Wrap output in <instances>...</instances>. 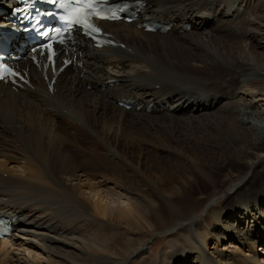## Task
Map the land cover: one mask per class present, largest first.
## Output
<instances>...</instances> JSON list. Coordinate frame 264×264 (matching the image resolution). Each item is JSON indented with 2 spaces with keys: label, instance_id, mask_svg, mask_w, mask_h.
Wrapping results in <instances>:
<instances>
[{
  "label": "bare ground",
  "instance_id": "bare-ground-1",
  "mask_svg": "<svg viewBox=\"0 0 264 264\" xmlns=\"http://www.w3.org/2000/svg\"><path fill=\"white\" fill-rule=\"evenodd\" d=\"M139 1V23H103V48L87 52L77 35L83 68L53 91L54 74L29 59L17 65L30 85L0 83V213L19 222L0 241V264H264V189L245 192L264 181V133L238 121L254 111L264 130V0ZM146 21L170 30L147 33ZM194 114L199 132L221 125L216 145L231 160L207 137L203 163L170 131L144 127L164 132ZM146 146L162 153L156 169L131 155ZM113 196L127 207H111ZM158 238L167 246L156 255Z\"/></svg>",
  "mask_w": 264,
  "mask_h": 264
},
{
  "label": "rangeland",
  "instance_id": "rangeland-1",
  "mask_svg": "<svg viewBox=\"0 0 264 264\" xmlns=\"http://www.w3.org/2000/svg\"><path fill=\"white\" fill-rule=\"evenodd\" d=\"M210 21H212V19H210ZM260 34V33H259ZM259 34L257 35L258 36V38H259ZM252 73H255V71H252ZM88 89H90V87H88ZM63 92H65V91H63ZM191 96V94H189L188 93V96ZM70 99H71V97H69ZM78 98V99H77ZM72 99H74L73 97H72ZM86 100H90L91 102L92 101H94V98H90V99H86ZM74 101H76L75 103H78V102H80V100H79V97H76L75 98V100ZM219 106H221V105H219ZM224 106V105H223ZM109 112V113H108ZM107 112V114H108V117H109V115H110V117L112 116V117H114L116 114H115V112L114 111H112V110H109ZM113 113V114H112ZM238 113H239V118H238V121H239V123L243 126V127H246V128H251L252 130H253V132L255 131V134H257V135H260L259 133L260 132H263L264 133V130H261V119L260 118H258L259 116L257 115V113L256 112H254V111H249L248 112V114H246L245 113V111H242V110H239L238 111ZM195 116H197V117H201L202 116V114H194V115H187V116H185V118L184 117H181V118H179V119H176V120H179L180 121V123L181 124H183V125H178V126H176L175 128H174V126H171L170 127V129H168V130H166L165 129V131L164 132H162V130H163V128H164V126L163 127H161V126H159L158 124L156 125V127H154L153 129L152 128H150V126L148 125V126H144V127H148L147 129H151V131H152V133H154L155 135H158V134H161V135H163L164 133H166V132H168V131H170V136H171V145H173L175 148H177V149H179V151L181 150L180 148H184V149H186V147L187 148H189L190 150V153H198L197 155L199 156L200 155V160H201V162H203V163H208V162H210V161H212V160H210V157H211V155H209L208 154V151L207 150H209L210 149V147L208 148V149H204V143H206L205 141V137H207V140H214L212 143H211V145H212V150L213 151H217V152H219L220 153V155H222V157H224V158H227V160H231V155H230V150H229V153H225L224 151H225V149H223V146H221V147H217V145H221V142H222V140H218L219 139V133H220V131L222 130L221 129V125L220 124H216V127H214L215 125H213L212 127H213V129H209V130H204V132H199L196 128H192V126H194L195 124H190V123H188L187 121L188 120H190L191 118H193V117H195ZM131 119V120H130ZM132 119H134L133 117L132 118H130L129 117V119L127 118V122H125V124L126 125H128L129 123V126H131V125H133V123H132ZM137 120V119H136ZM129 121V122H128ZM142 122H147V121H145L144 119L143 120H141ZM140 121V122H141ZM183 121H185V122H183ZM154 122H156V120H154ZM161 122H165L164 120L163 121H161ZM215 122V121H214ZM163 124V123H162ZM185 124V125H184ZM171 125V124H170ZM135 126H136V124H135ZM135 126L133 127V128H135ZM132 127V126H131ZM137 127H140V128H142L143 126L142 125H137L136 126V129H137ZM142 128V129H146V128ZM153 127V126H152ZM218 129V130H217ZM256 129V130H255ZM162 132V133H161ZM262 133V134H263ZM210 134V135H209ZM173 136V137H172ZM204 136V137H203ZM262 136V135H261ZM203 137V138H202ZM262 138H263V136H262ZM173 140V141H172ZM204 141V142H203ZM262 142V141H261ZM182 143H183V145H182ZM185 143V144H184ZM258 143V142H257ZM201 144H202V146H201ZM217 144V145H216ZM230 144V143H229ZM201 147H200V146ZM217 147H215V146ZM181 146V147H180ZM185 146V147H184ZM229 146V145H228ZM232 147V146H231ZM220 148H222V149H220ZM146 149H148L146 152H145V154H147V155H142L140 152H138V149H136V151L134 152V153H132L131 155H132V157L133 158H135V159H142V160H147V161H149L148 162V164H149V167H153L154 169H156V168H158V165L160 164L159 162H161L160 161V157H161V155H162V153H160V150H157V151H153L152 149H151V147H147L146 146ZM183 149V150H184ZM235 149V148H234ZM207 152H206V151ZM178 150H177V153L178 154H176V155H178L177 157L178 158H180L179 160H182L181 162H179V163H181V165H180V168H179V170H184V171H187V167L185 168V165H186V162L187 161H185L186 159H183L181 156H180V152H179ZM167 153H169V151L167 152ZM224 153V154H223ZM235 153L236 154H238V151H236L235 150ZM161 154V155H160ZM135 155V156H134ZM140 155H142V156H140ZM165 155H167L168 156V154H165ZM167 156H165V158H167ZM204 156V157H203ZM205 160V161H204ZM164 161V160H163ZM174 161H177V160H174ZM174 164V162H172V163H168V165H167V167H168V169H172L173 168V166L175 165V164H178V163H176L175 162V164ZM185 164V165H184ZM184 165V166H183ZM183 167V168H182ZM184 171H182V172H184ZM240 172H242V170L240 171ZM228 175V173L227 172H225L224 174H223V177H225V176H227ZM231 179H232V177H229L228 179H226V180H230L231 181ZM260 183H261V185H260ZM258 185H255V186H253V187H250V188H247L246 190L247 191H245V192H253V191H255V190H258V189H264V181L263 182H258L257 183ZM114 197V196H113ZM111 197H109V199H110ZM112 199H114V200H112ZM112 199H110V200H108L110 203H111V207H113V208H116V207H121V208H123V207H127L126 205H128V201H126L125 199H117V197H114V198H112ZM116 199V200H115ZM156 199H158V197H156ZM113 203V204H112ZM227 206H230V205H227ZM261 212L262 213H264V204H263V206H261ZM230 242H231V240H229V239H226V241L224 240L223 242H221V244L218 246V245H216L215 244V242L214 243H211L210 245H209V247L210 248H212V247H215V248H219V250H222V249H224L225 247H227V246H229L230 245ZM166 243V241L164 240V239H160V238H158V239H156V241H155V243L153 244V253L154 254H156V255H158L162 250H163V248L165 247V246H167V244H165ZM262 245V244H261ZM261 245H256V248L258 247V249L259 248H261ZM230 249H235L233 246H231V248ZM211 251H212V249H211ZM158 253V254H157ZM261 254V253H260Z\"/></svg>",
  "mask_w": 264,
  "mask_h": 264
},
{
  "label": "snow or ice",
  "instance_id": "snow-or-ice-1",
  "mask_svg": "<svg viewBox=\"0 0 264 264\" xmlns=\"http://www.w3.org/2000/svg\"><path fill=\"white\" fill-rule=\"evenodd\" d=\"M55 3L56 0H53ZM60 7L66 10L64 20L68 23L69 27L73 25L82 26L86 33H98L101 28L93 22V17L100 19H115L116 14L113 11L110 16L104 15L102 9L99 7V0H59ZM59 43L63 44L64 40L61 39ZM48 50L49 59L55 63V48L52 43L44 45ZM9 76H20V73L11 68L0 69V81L5 80Z\"/></svg>",
  "mask_w": 264,
  "mask_h": 264
}]
</instances>
